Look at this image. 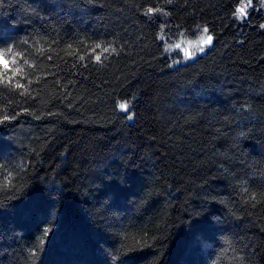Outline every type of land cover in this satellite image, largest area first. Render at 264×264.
I'll return each mask as SVG.
<instances>
[{
	"label": "trees",
	"instance_id": "trees-1",
	"mask_svg": "<svg viewBox=\"0 0 264 264\" xmlns=\"http://www.w3.org/2000/svg\"><path fill=\"white\" fill-rule=\"evenodd\" d=\"M243 1L0 0L27 89L0 84V264H264V9Z\"/></svg>",
	"mask_w": 264,
	"mask_h": 264
},
{
	"label": "snow or ice",
	"instance_id": "snow-or-ice-1",
	"mask_svg": "<svg viewBox=\"0 0 264 264\" xmlns=\"http://www.w3.org/2000/svg\"><path fill=\"white\" fill-rule=\"evenodd\" d=\"M168 2H171V0H168ZM260 6L264 7V0H260ZM249 8H253V0H246V3H241L240 6L234 10V15L236 16L237 19L247 17ZM160 11H161V9H159V8L149 7L147 9L145 15L151 16V15H154L156 12H160ZM165 14H167V13H165ZM261 27L264 28V25H261ZM202 32H203V34L200 36V39L197 42V44L193 45L191 42H189L188 48H186L184 50V55L186 58H191V56L193 55V53L188 50L189 48H196L198 51L203 52L205 45H211L212 44L213 36L208 34V28L207 27L203 28ZM22 43H27V41L26 40L22 41ZM180 47H181L180 44L175 45V48H177V49H179ZM100 48H101V45L96 44L95 48L93 49V52H95L96 49H100ZM168 50L169 49H165V51H168ZM103 51L106 53L109 51V49L107 47H104ZM113 51H115V50L113 49ZM9 54H11V59H8ZM18 58H20V53L19 52L14 53L13 48L10 45L0 46V60L3 61V63L0 64V84H3L9 88H14L16 90L24 89L25 91H27V89L25 88V85L23 83L16 81L17 76H21V79H23V76L21 75L23 73V68L12 67V66L16 65ZM101 58H102L101 55H95V57H94L96 62H100ZM80 59L83 60L84 57L81 56ZM24 63L27 64L28 61L24 60ZM9 73H10V75H9ZM29 83H31V81H29ZM20 94L23 95L24 92H21ZM119 108L121 111H123L125 113H127L129 111V107H128L127 103H121L119 105ZM126 118L131 120L132 116L127 115ZM9 119H11V118L9 116L5 115L3 118V121H7ZM3 121H0V123H2ZM2 167H3V165L0 164V168H2ZM17 168L19 169L20 166L17 165ZM9 176H11V173H9ZM5 187H6V185H5ZM241 187L243 188V185H241ZM243 190L245 192H247L246 188H244ZM252 199H255V197H252ZM48 232H49V230L45 229L44 235L47 236Z\"/></svg>",
	"mask_w": 264,
	"mask_h": 264
},
{
	"label": "rangeland",
	"instance_id": "rangeland-1",
	"mask_svg": "<svg viewBox=\"0 0 264 264\" xmlns=\"http://www.w3.org/2000/svg\"><path fill=\"white\" fill-rule=\"evenodd\" d=\"M242 3H246V0H244ZM251 8L248 9V13L250 11ZM261 9H264V7H262ZM248 16V15H247ZM203 34V32L201 31L200 34H198L195 38H192V39H180V40H177L176 43H173V46L172 48H175V45L176 44H180L181 47L177 50H181V53L183 54L184 56V60L187 61V60H191V59H194L196 57V55L198 53H201L200 51H198L196 48H189L188 50L191 51L193 53V55L191 56V58H186L185 55H184V50L186 48H188V45H189V42H191L193 45L197 44V42L199 41L200 39V36ZM208 34L210 35V33L208 32ZM211 45H205L204 46V51L207 49V47H209ZM203 51V52H204ZM2 61V60H0Z\"/></svg>",
	"mask_w": 264,
	"mask_h": 264
}]
</instances>
